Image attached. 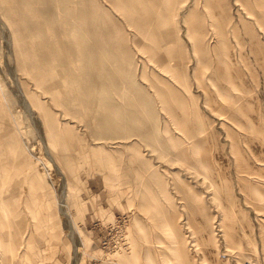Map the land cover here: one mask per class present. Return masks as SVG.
Wrapping results in <instances>:
<instances>
[{
    "label": "rangeland",
    "instance_id": "1",
    "mask_svg": "<svg viewBox=\"0 0 264 264\" xmlns=\"http://www.w3.org/2000/svg\"><path fill=\"white\" fill-rule=\"evenodd\" d=\"M260 1L213 0L211 7L204 0L159 2L166 33L157 38L151 28H140L143 18L138 12L102 0L101 14L94 13L83 30L88 48L84 43L77 50L84 53L96 45L97 52L88 51L87 57L94 56L99 74L115 51L108 61L118 78L109 92L101 88L102 76L98 77L97 94L89 98L87 85L68 75L80 65L75 59L79 52L69 54L74 65L68 64L55 40L57 32L45 29L50 45L62 53L57 58L65 59L63 73L54 76L53 66L32 63L47 59L42 34L22 28L27 33L22 42L39 44L44 59L28 53L23 60L30 67L24 72L20 68V78L28 94L60 120L61 128L71 127L68 144L57 143L55 149L66 157L70 211L64 218L57 216L62 185L35 126L19 107L0 29V264H264V18L260 15L264 0ZM4 3L0 1V9ZM50 4L54 6L55 0ZM30 6L21 4L22 9ZM26 19L43 18L31 14ZM109 27L105 50L111 54H106L99 48L97 31ZM79 38L69 36L68 44L75 45ZM258 44L262 52L254 51ZM161 78L165 86L181 93L186 111L173 100L163 104ZM142 90L149 96L147 103L135 100L122 105L123 94L136 97ZM105 97L109 101L102 107L113 110L115 126L122 122V110L136 117L123 128L99 133L98 115L88 101ZM50 215L56 219L54 226ZM57 230L59 236H52ZM74 245L80 248L78 260Z\"/></svg>",
    "mask_w": 264,
    "mask_h": 264
},
{
    "label": "bare ground",
    "instance_id": "2",
    "mask_svg": "<svg viewBox=\"0 0 264 264\" xmlns=\"http://www.w3.org/2000/svg\"><path fill=\"white\" fill-rule=\"evenodd\" d=\"M5 2V6L1 7V11L0 12V29L2 30V38L3 41L5 43V45L3 44V47H5V55L8 56L7 58V67L9 74L12 77L13 80V86L14 89L17 93V99L18 102L20 101L19 107L21 106L25 113L27 114V117H29L28 119H30L31 123L33 126H35V131L41 141V143L43 144L44 148H45V154L46 157L48 158V160L54 165L57 174H58V179L60 181V184L62 185V190L60 192V195L58 197L59 199V206H58V213L57 216L60 218H64V216L68 213L67 209L69 210V204L66 198V190L68 187V183H67V174L66 171L64 169V158H66L63 154H61V151H56V144L57 143H62L63 145H67L69 142V137L70 135L67 134L71 129V127L69 128L68 126L61 128V125H58L60 123V120H58V118H55V115L51 112H49L44 105L39 102L38 100H36L34 97H31L28 94L27 89L25 88V84H23L20 75H19V70L20 68L23 69L29 68L30 65H26L24 66V60L27 56L28 53H30V55L33 53L34 56H36L37 58H43L41 57L39 54H41V51L39 50V44L35 43V44H29L26 42H22V37L24 38L26 36L27 33L23 32L22 28H26L28 29L29 33L31 32H38V34H42V38L45 39L46 43L45 45L47 46L48 51H46L47 54V59L45 58L44 60H37L32 62L34 65L36 63L42 62L43 65H45V67H47V65H51L54 67V72H56L54 76H60L63 71H64V67H62V63L64 62V57L63 60L62 58H57L60 57L62 53L66 54V57L68 56V64L70 65H74L72 64L73 62L71 60H69L70 58H73L72 56H70L69 54H72L74 52L77 51L78 56H75L76 59V65L77 63H79L80 65L75 66L74 71H68V75H72L79 83H84L85 85H87V92L86 94L89 97H95L97 94V89L95 86V81L96 79H100L98 77L102 76V84L104 85L103 87L101 86V88H104L106 91L110 92V88L111 86L114 84V82L117 80L118 77H116L115 72L113 71V66L112 64L108 61L111 60V58H114L113 54L115 53V51H112L110 53V51L105 50L108 47V41L106 40V38L108 37V34L111 33L110 27L109 28H103V30L101 31H97V36H99L100 38L97 41H100L99 44V48L100 50L104 53L106 52V54H111L108 58H106L104 65L101 68L102 70V74H99L98 71L100 72V69L98 67H96V64L94 63V56H88L87 57V53L88 51H90L91 54H94L95 52H97L96 50V45H95V49L93 48H89V50L85 51L84 53H82L80 50L78 51L77 48L81 47L82 44L86 43L87 46H85L86 48H88V37L85 36V32L83 31L85 29L86 26H88V24L90 23V21L92 20V16H94V13H100L101 14V10L102 8H100L99 3L102 2V0H55V5L53 6V4H50L51 0H0ZM110 3L114 4L117 7H123V9L127 10V11H131V10H135L136 12H138L142 18V24L140 26L141 29H147V28H151L152 32L157 36V38H161L164 36V34L166 33V24L165 21L163 23L162 21V16L164 15V13H162L161 11L157 10V7L160 5L158 4L159 2L162 3L163 1L166 0H107ZM168 1V0H167ZM205 2H207L206 5L208 6H212V1L213 0H204ZM260 1V0H259ZM30 3L31 6L29 9H22L21 8V4L24 3ZM105 2V1H104ZM32 3H34L35 5H33ZM249 3V2H248ZM259 3V2H258ZM261 3V1H260ZM3 4V3H2ZM204 4V2H203ZM52 5V6H51ZM88 5L89 8H88ZM113 5V6H114ZM218 5V4H217ZM208 6H206L208 8ZM110 7V6H109ZM112 8V7H111ZM192 8V7H190ZM215 8V7H214ZM114 9V7H113ZM112 9V10H113ZM211 9V8H210ZM256 9V7H255ZM80 10H83L81 13L77 14L76 17V12ZM116 10V9H115ZM118 10V8H117ZM208 10V9H206ZM257 10V9H256ZM134 11V12H135ZM174 11V10H173ZM252 11V10H250ZM113 12V11H112ZM115 12V11H114ZM133 12V13H134ZM135 12V13H136ZM261 12V11H260ZM118 13V12H117ZM173 13V12H172ZM257 13V12H256ZM39 15L42 16V20L41 21H27L29 19H26L27 16L29 15ZM208 14V13H207ZM211 14V13H209ZM208 14V15H209ZM241 14V13H240ZM99 15V14H98ZM103 15V14H102ZM127 17V20L129 22H134V19L131 15L129 14H125ZM133 15V14H132ZM214 15V14H213ZM256 15V14H255ZM263 18H264V14H260ZM104 16V15H103ZM121 16V15H120ZM211 17V15H209ZM208 16V17H209ZM223 16V15H221ZM220 16V17H221ZM227 16V15H226ZM230 16V15H229ZM242 17V15H240ZM8 17V18H6ZM26 17V18H25ZM96 17V16H95ZM102 17V16H101ZM209 17V18H210ZM215 17V16H214ZM219 17V15L217 16ZM31 18V17H30ZM62 18H64L62 20ZM120 18V17H119ZM176 18V17H174ZM179 18V17H178ZM177 18V19H178ZM186 18V16H185ZM212 18V17H211ZM80 21V24H78V20ZM244 19V18H243ZM126 20V19H125ZM186 20V19H185ZM101 21H105V18L102 17ZM194 21V20H193ZM220 21V20H219ZM246 21V19H245ZM128 22V23H129ZM178 22V21H177ZM182 22V21H181ZM188 22V21H187ZM127 23V24H128ZM26 25V26H25ZM114 25V24H113ZM112 25V26H113ZM149 25V27H147ZM189 25V24H188ZM117 26V25H116ZM242 26V25H241ZM31 27H33V31H31ZM97 27V26H96ZM115 27V26H114ZM118 27V26H117ZM129 27V26H128ZM130 28V27H129ZM45 29H49V30H53L57 32V36L55 37L56 42H59V44H61L62 47V53H59L58 50L55 47H52L49 43V41L52 42L51 38H49V35H44ZM122 29V28H120ZM135 29V28H134ZM189 29V28H188ZM241 29V28H240ZM115 30V29H114ZM165 30V31H164ZM123 31V30H122ZM121 31V32H122ZM132 31V30H130ZM220 31V30H219ZM116 32V31H115ZM114 32V33H115ZM108 33V34H107ZM182 33V32H181ZM77 34H79V39L75 41V45H69L68 44V37L69 36H74ZM92 34V33H90ZM147 35V33H145ZM170 34V33H169ZM122 35V34H121ZM235 35V34H234ZM130 36V34H129ZM185 36V35H182ZM119 37V35H118ZM218 37V36H217ZM122 38V37H121ZM172 38V36H171ZM212 38V37H211ZM215 38V37H214ZM259 38V37H258ZM185 39V38H184ZM220 39V38H219ZM223 39V38H222ZM256 39V38H255ZM156 40V39H154ZM173 41H178L180 42V39L178 38H174L172 39ZM22 42V43H21ZM129 42V41H128ZM148 42V41H147ZM155 42V41H154ZM146 43V42H145ZM188 43V42H187ZM96 44V43H95ZM218 44V43H217ZM121 45V44H120ZM142 45V44H141ZM154 45V44H153ZM160 45V44H159ZM179 45V43H178ZM54 46V45H53ZM123 46V45H122ZM145 46V45H144ZM156 46V45H155ZM158 46V45H157ZM161 46V45H160ZM159 46V47H160ZM143 47V46H142ZM147 47V46H146ZM145 47V48H146ZM208 47V46H206ZM212 46H210L211 48ZM121 48V47H120ZM149 48V47H148ZM172 48V47H171ZM116 49V48H115ZM209 49V48H208ZM157 50V49H156ZM264 50V49H263ZM262 46H260L259 44L257 46L254 47V51H260L262 52ZM153 51V50H152ZM151 51V52H152ZM212 51V50H211ZM221 51V50H220ZM219 51V52H220ZM118 52V51H117ZM128 53V49H126V51ZM144 52V51H143ZM168 52V51H167ZM2 53V52H1ZM3 53V54H4ZM149 53V52H148ZM157 53V52H156ZM155 53V54H156ZM218 53V52H217ZM45 53H42V55ZM97 54V53H96ZM158 54V53H157ZM4 55V56H5ZM168 55V56H172ZM205 55V54H204ZM123 56V55H122ZM151 56V55H150ZM154 56V55H153ZM152 56V57H153ZM96 57V56H95ZM6 58V57H5ZM104 58V57H103ZM125 58V57H124ZM127 58V57H126ZM177 58V57H176ZM214 58V57H213ZM98 59V58H97ZM173 59V58H172ZM59 60V61H57ZM99 60V59H98ZM183 61V60H182ZM185 61V60H184ZM5 62V61H4ZM56 62H58V65L56 64ZM99 63V62H98ZM176 63V62H175ZM218 63V62H217ZM6 65V64H5ZM57 65V66H56ZM114 65V64H113ZM219 65V64H218ZM24 66V67H23ZM99 66V65H98ZM184 66V65H183ZM23 67V68H22ZM73 67V66H71ZM181 67V66H180ZM33 68V67H31ZM31 68L29 69V71H31L30 75H36L34 74V69H33V73ZM35 68V67H34ZM97 68V69H96ZM229 70V68L227 69ZM3 71V70H2ZM5 71V70H4ZM120 71V70H119ZM235 71V70H234ZM142 72V70H141ZM26 73V72H25ZM118 73V72H117ZM259 73V72H258ZM142 74V73H141ZM260 74V73H259ZM251 75V74H250ZM1 76V75H0ZM39 76V75H38ZM36 76V77H38ZM120 76V75H119ZM143 76V75H142ZM33 77V76H32ZM261 77V76H260ZM1 78V77H0ZM35 78V77H33ZM121 78V76H120ZM125 78V77H124ZM3 79V78H2ZM46 79V78H45ZM44 79V80H45ZM146 79V78H145ZM223 79V78H222ZM230 79V78H229ZM253 79V78H252ZM261 79V78H260ZM42 80V79H41ZM39 80V82L41 81ZM147 80V79H146ZM232 80V79H231ZM1 82V81H0ZM8 82V81H7ZM37 82V81H36ZM47 82V81H46ZM118 82V81H117ZM160 82L163 84V91H165L166 93V97L163 99V104H165L166 106L168 105V102L170 100L176 101L178 102V105L180 106L181 109L186 111L185 108V103H184V99L183 96L181 95V93L175 88L172 87L170 85L165 86L164 82L165 80L163 78L160 79ZM230 82V80H229ZM41 83L43 84V81H41ZM122 83V82H121ZM150 83V82H149ZM118 84V83H117ZM131 85L135 86V83L130 82ZM2 85V83H1ZM151 85V84H150ZM240 85V84H239ZM245 85V84H244ZM116 86V85H115ZM114 86V87H115ZM246 86V85H245ZM100 88V87H99ZM91 89V90H90ZM112 91V90H111ZM120 92V90H119ZM112 93V92H111ZM156 93H158L156 91ZM15 94V93H14ZM149 94V93H148ZM78 97L81 99L80 93H77ZM112 95V94H111ZM160 95V94H159ZM16 96V95H15ZM66 98L68 97V94H65ZM113 96V95H112ZM134 96V95H133ZM133 96H125L123 94V99H122V105H124V103L129 102V103H133L135 102V100L138 101H142L141 103L144 105L145 103H147L146 101L148 100V95L145 93L144 90L140 91L137 96L133 97ZM161 96V95H160ZM159 96V97H160ZM5 97V96H4ZM109 97V96H108ZM105 97L104 99L102 98V100H95L92 101L89 99V104H91V106L94 109V112L97 113L98 115V120L95 123V129L96 131H98L99 133H109L112 132L113 128H118V127H122V125L127 126L128 122L136 117V115H131L129 112H127L126 110H122L120 113V117L122 118V122L118 123V127L115 126L114 120H115V113L113 112V110L109 107V108H104L102 107L103 104L105 102L108 103L109 98ZM162 97V96H161ZM6 99V98H5ZM4 99V100H5ZM206 99V98H205ZM5 102V101H4ZM44 102V101H43ZM106 103V104H107ZM14 104V103H13ZM162 104V105H163ZM54 105H56L54 103ZM252 105V104H250ZM48 107V106H47ZM138 107V106H137ZM163 107V106H162ZM225 107V106H224ZM146 108V106H145ZM144 108V109H145ZM166 109V107H164ZM110 109V110H109ZM17 110V109H15ZM39 110H41L39 112ZM146 110V109H145ZM138 111V110H137ZM168 111V110H167ZM171 111V110H170ZM184 111V113H186ZM225 111V110H224ZM189 112V111H187ZM195 113V112H193ZM237 113V112H236ZM183 114V113H182ZM197 114V113H196ZM195 114V115H196ZM244 115V114H243ZM24 116H26L24 114ZM174 116V114H173ZM177 116V115H176ZM184 116V115H183ZM187 116V115H186ZM189 116V114H188ZM187 116V118H189ZM234 116V115H233ZM239 116V115H238ZM137 117H141L140 115ZM191 117V116H190ZM26 118V117H24ZM46 118V121H45ZM182 118V117H181ZM234 118V117H233ZM240 118V117H239ZM244 118V117H243ZM27 119V118H26ZM191 119V118H190ZM242 119V117H241ZM147 120V119H146ZM150 120V119H148ZM189 119H187L188 121ZM1 121V120H0ZM141 118L138 119V123H142L140 122ZM151 121V120H150ZM185 122V121H184ZM202 122V121H201ZM212 122V121H211ZM27 123V122H26ZM163 123V122H162ZM203 123V122H202ZM181 124V123H180ZM92 125V124H91ZM183 125V124H182ZM185 125V123H184ZM194 125V124H193ZM201 125V124H200ZM29 126V125H28ZM162 126V125H161ZM199 126V125H198ZM197 126V127H198ZM134 127V126H133ZM91 128V127H90ZM123 128V127H122ZM135 128V127H134ZM207 128V127H206ZM19 129V127H18ZM130 129V128H129ZM132 129V128H131ZM136 129V128H135ZM134 129V130H135ZM183 129V128H182ZM209 129V128H208ZM125 130V129H124ZM138 130V129H137ZM187 130H189V128H187ZM14 131V130H13ZM18 131V130H17ZM131 131V130H130ZM133 131V130H132ZM20 132V131H19ZM18 132V133H19ZM136 132V130H135ZM187 133V131H185ZM190 132V131H189ZM21 133V132H20ZM123 133V132H122ZM125 133V132H124ZM215 133V132H214ZM234 133V132H233ZM98 134V133H97ZM20 135V134H19ZM36 135V134H35ZM103 135V134H102ZM124 135V134H123ZM137 135V134H136ZM190 135V134H189ZM98 136V135H97ZM125 136V135H124ZM158 136V135H157ZM102 137V136H101ZM131 137V136H130ZM134 137V136H133ZM23 138V137H22ZM31 138V137H30ZM119 138V137H118ZM99 139V137H98ZM126 139V138H125ZM157 139V138H156ZM160 139V138H159ZM24 140V139H23ZM132 140V139H131ZM34 140H32L33 143ZM119 142V141H118ZM184 142V141H183ZM116 142H114L113 144H115ZM122 143V142H121ZM124 143V142H123ZM258 143H261L260 140L258 141ZM255 144V143H254ZM61 145V146H63ZM109 144L107 143V146ZM127 146V144H125ZM144 145V144H143ZM123 146V145H122ZM31 147V146H30ZM119 146H116V148ZM61 148V147H60ZM120 149V148H118ZM122 150V148H121ZM124 150V149H123ZM122 150V152H123ZM42 151V150H41ZM119 151V150H118ZM117 152V149H116ZM121 153V152H120ZM115 154V151H114ZM123 154V153H121ZM33 156V155H32ZM103 158V156H101ZM99 157V158H101ZM117 157V156H116ZM141 160V159H140ZM145 160V159H144ZM118 161V160H117ZM124 161V160H123ZM136 161V160H135ZM146 161V160H145ZM132 162V161H131ZM36 163V162H35ZM42 163H44V161L42 160ZM128 163V162H127ZM133 163V162H132ZM131 163V164H132ZM65 164L67 165V162L65 161ZM134 164V163H133ZM123 165V163H122ZM129 165V163H128ZM127 165V166H128ZM125 167V165H124ZM144 167V166H143ZM146 167V165H145ZM46 168V167H45ZM127 168V167H125ZM38 169V167L36 168ZM69 170H73V169H69ZM132 171V168H131ZM34 172V171H33ZM37 172V171H36ZM38 172L40 173L39 169ZM88 174H90V172H88ZM35 175V173L33 174ZM37 176V175H36ZM35 177V176H34ZM33 177V178H34ZM41 177V176H40ZM31 190V189H30ZM29 190V192H30ZM69 190V188H68ZM32 193V190H31ZM35 193V192H34ZM33 194V193H32ZM31 194V195H32ZM70 211V210H69ZM69 214V213H68ZM64 215V216H63ZM67 216V215H66ZM69 216V215H68ZM53 215H50V220L52 226L55 225L54 220H56L55 218H53ZM68 218V217H67ZM70 218V217H69ZM71 219V218H70ZM72 220V219H71ZM72 224V223H71ZM69 225V224H68ZM71 226V225H70ZM71 228V227H70ZM73 228V227H72ZM74 231V230H71ZM70 231V232H71ZM58 230L54 231L53 233H51L52 236H59L57 235ZM73 234V233H72ZM71 235V234H70ZM74 235H76L74 233ZM72 238V237H71ZM73 238H75L73 236ZM78 238V237H77ZM78 240V239H77ZM76 241V240H75ZM75 241L74 244H75ZM135 243V242H134ZM77 245V244H75ZM74 245V246H75ZM137 248V247H136ZM80 249V248H79ZM77 248V246L74 247V254L76 256V259L78 260L79 258V254H80V250ZM137 252V249L136 251ZM140 252L135 253L136 255H139ZM140 256V255H139ZM74 257V256H73ZM141 258V257H140ZM143 259V258H142ZM141 260V259H140ZM78 262V261H76ZM138 262V261H137Z\"/></svg>",
    "mask_w": 264,
    "mask_h": 264
},
{
    "label": "built area",
    "instance_id": "3",
    "mask_svg": "<svg viewBox=\"0 0 264 264\" xmlns=\"http://www.w3.org/2000/svg\"><path fill=\"white\" fill-rule=\"evenodd\" d=\"M246 264H252V262L251 261H247Z\"/></svg>",
    "mask_w": 264,
    "mask_h": 264
}]
</instances>
